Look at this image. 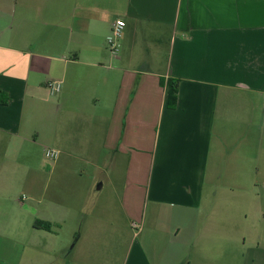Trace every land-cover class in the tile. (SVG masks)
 Here are the masks:
<instances>
[{
    "label": "crops",
    "instance_id": "1",
    "mask_svg": "<svg viewBox=\"0 0 264 264\" xmlns=\"http://www.w3.org/2000/svg\"><path fill=\"white\" fill-rule=\"evenodd\" d=\"M251 118L264 129V0H0V264H264V196L224 197L264 170L262 138L240 155Z\"/></svg>",
    "mask_w": 264,
    "mask_h": 264
},
{
    "label": "rangeland",
    "instance_id": "2",
    "mask_svg": "<svg viewBox=\"0 0 264 264\" xmlns=\"http://www.w3.org/2000/svg\"><path fill=\"white\" fill-rule=\"evenodd\" d=\"M139 66L142 65V63H137ZM151 66V64H150ZM154 66V68H158V70H161V67L164 66L163 62L160 63H154V65L152 64V67ZM249 113H251V111H249ZM258 114V113H256ZM260 121L259 120H252V118L248 121H246V123H242L239 124L240 126H235V129L238 130V134L237 136L240 137V155H243V151L245 150V145L246 142L248 141H258L260 138H262L261 140V149H264V129L263 126L260 127ZM264 123V121L262 122ZM243 142L245 143V145L243 144ZM226 148V146H225ZM225 159L228 158V149H225ZM261 149L259 151H261ZM263 151V150H262ZM44 153V152H43ZM261 154V152L259 153V155ZM34 159H36V157H34ZM20 162H24L23 158H19ZM40 160V162H44L46 161V158L43 156V154H39L38 158L35 160L36 162H38ZM45 160V161H44ZM222 160V159H221ZM50 161V160H49ZM223 172V171H222ZM26 177V173L18 171L15 175L11 176L9 178V182H11L13 184V187H11V190L9 191V195L11 198L19 200L22 199L23 203L28 202V199H26L27 197H30L29 191H27L25 189V186H23L21 184L22 181L21 178H25ZM67 178L71 179V176H66ZM235 175H231L230 173H228L226 170L223 173H217V175H215V178L221 180L223 183H230L232 181L235 180ZM216 180V179H215ZM239 183H240V188L238 187V189H235L233 192L226 190V194L224 195V197H233V198H239L242 201H246L247 199H252L255 197V195L257 194L258 196V201H261L262 198L264 196V170L263 169H253L251 171V173L249 174H241L239 176ZM220 181L216 183L212 182V184H210L209 186H207L208 189L207 193L209 194V196L211 197L213 194H217V196L219 197V191H220V187L221 185ZM247 184V185H245ZM245 185V186H243ZM105 191H103L102 195L105 194ZM67 195V194H65ZM68 198V196H65ZM245 209L248 208V206L246 205L244 207ZM262 209L264 210V207H262ZM56 230V229H55ZM63 234H66V229L64 228L63 230Z\"/></svg>",
    "mask_w": 264,
    "mask_h": 264
},
{
    "label": "built area",
    "instance_id": "3",
    "mask_svg": "<svg viewBox=\"0 0 264 264\" xmlns=\"http://www.w3.org/2000/svg\"><path fill=\"white\" fill-rule=\"evenodd\" d=\"M126 22L123 19H116L113 21L110 33L106 39V45L109 52L115 55L120 50V38L122 36ZM47 88L51 95L56 94L61 88V82L54 80L47 83ZM60 154V151L54 147H47L44 150V157L48 160H56ZM136 227V224H133Z\"/></svg>",
    "mask_w": 264,
    "mask_h": 264
},
{
    "label": "trees",
    "instance_id": "4",
    "mask_svg": "<svg viewBox=\"0 0 264 264\" xmlns=\"http://www.w3.org/2000/svg\"><path fill=\"white\" fill-rule=\"evenodd\" d=\"M179 81L176 79L168 78L165 83V104L169 108L176 106L177 92H178ZM34 228L51 230V225L47 221H35L33 224Z\"/></svg>",
    "mask_w": 264,
    "mask_h": 264
}]
</instances>
